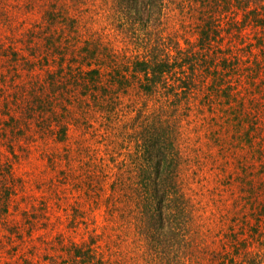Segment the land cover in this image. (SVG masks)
<instances>
[{
  "label": "rangeland",
  "instance_id": "1",
  "mask_svg": "<svg viewBox=\"0 0 264 264\" xmlns=\"http://www.w3.org/2000/svg\"><path fill=\"white\" fill-rule=\"evenodd\" d=\"M108 9L107 0H0V180H5L0 183V264H49L48 258L56 254L69 264L71 241H88L96 225L107 226L97 239L98 253L127 264L149 263L142 256L135 225L115 217V212L111 218L103 203L113 195L121 207L123 199L130 198L135 183L122 182L135 165L129 141L137 131V116L151 118L162 102L149 99L132 76L135 91L128 96L122 88L118 93L125 98L119 97L109 108L105 96L85 108L61 105L49 86L62 59L69 63L73 56L82 57L75 50L84 40L93 37L108 48H100L101 59L124 49L128 42L107 19ZM244 16L242 11L232 15L240 23ZM242 31L253 51L241 50V68L227 76L231 101L218 99L216 108L208 101L209 92L199 90L184 109L187 114H179L182 129L175 139L182 167L179 186L192 200L196 238L206 235L182 248L185 264L191 247L205 256L220 246L205 239L212 234V241L213 233L229 231L231 219L246 213L248 230L252 226L264 230V26L246 24ZM189 32L194 41L196 30ZM222 39L224 47L225 36ZM232 39L237 41V36ZM180 42L185 45L183 38ZM82 61L73 67H86L87 59ZM109 89V96L117 94ZM243 111L247 117L240 123ZM219 114L221 119L214 124ZM169 116L164 124L175 118ZM224 145L231 151L233 177L217 173L208 156V151ZM219 158L220 164L226 161ZM254 247L264 255V243Z\"/></svg>",
  "mask_w": 264,
  "mask_h": 264
},
{
  "label": "trees",
  "instance_id": "2",
  "mask_svg": "<svg viewBox=\"0 0 264 264\" xmlns=\"http://www.w3.org/2000/svg\"><path fill=\"white\" fill-rule=\"evenodd\" d=\"M107 2L110 3L107 19L116 25L124 41L128 42L124 49L116 50L115 54L102 55L103 63L97 54L103 46L97 44L93 37L84 40L75 50L82 57L73 56L69 63H64L65 59H62L58 74L49 77V86L60 104L65 103L71 108H85L90 101L97 102L104 96L108 97L106 107L109 108L110 103L114 104L119 97L125 98V95L122 97L118 93L122 88L123 92H129L128 96H131L137 81L140 82L138 89L149 99L159 98L162 103L151 118L140 119L137 116V131L129 141L133 145L131 150L134 152L131 153L135 156V165L132 171L129 170L130 177L122 183H135L133 191L129 192L130 198L123 199L121 207H118L112 200L114 196L110 195L103 206L107 207L110 214L115 212L116 215L112 214L111 218L114 215L122 216L124 221L135 225L136 236L141 237L142 256L148 257V264H185L186 254L182 253V248L197 244L206 235L200 230L203 235L196 238L197 229L194 230L195 225L191 223L192 200L179 186L182 167L179 164L178 142L175 140L177 130L181 132L182 129L179 114H187L184 109L196 99L199 90L209 92L208 95L212 97L208 101L216 104V108L218 99L225 103L231 101L232 87L226 86L227 76L241 68V50H250L251 54L253 51V43H245L242 27L251 23L264 26V0ZM240 11L245 13L242 24L232 17ZM171 21H174L172 26ZM171 27L173 31H168ZM191 29L197 33L194 41L187 35ZM75 32L78 33L77 28ZM224 36L226 41L222 47ZM236 36L237 41H234L232 38ZM181 38L185 42L183 46ZM128 47L131 48L127 50ZM86 59V67H73V63L79 61L83 64L82 60ZM127 69L130 73H126ZM105 74L109 75L108 80ZM131 76L137 80L134 85ZM111 87L117 94L109 96ZM132 102L135 104L134 100ZM240 105L244 109V104ZM169 115L175 118L172 123L164 124ZM246 117L247 111H243L240 123ZM220 119L219 114L212 122L215 124ZM225 146L208 151V156L217 165L214 169L217 173L233 177L229 167L231 151ZM220 156L226 160L222 164ZM3 181L1 179L0 183ZM229 226V231L218 236L213 233L212 241V234L206 237V241L221 244L214 246L212 253L203 256L202 250L191 247L189 264H264V255L259 251L261 246L259 249L254 247L256 242L264 243V240L260 241L264 237V230L258 231L256 226H252V231L248 230L251 225L249 214L246 213L239 219H231ZM106 227L96 225L88 241H71L67 250L69 264H127L122 258L111 259L97 252V239L105 234ZM109 250L113 256L112 250ZM48 259H51L49 264H64L60 254Z\"/></svg>",
  "mask_w": 264,
  "mask_h": 264
}]
</instances>
